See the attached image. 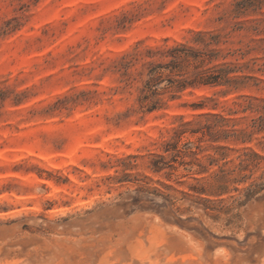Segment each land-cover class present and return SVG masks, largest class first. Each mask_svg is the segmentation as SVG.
I'll list each match as a JSON object with an SVG mask.
<instances>
[{
	"label": "rangeland",
	"instance_id": "374dc122",
	"mask_svg": "<svg viewBox=\"0 0 264 264\" xmlns=\"http://www.w3.org/2000/svg\"><path fill=\"white\" fill-rule=\"evenodd\" d=\"M0 264H264V0H0Z\"/></svg>",
	"mask_w": 264,
	"mask_h": 264
},
{
	"label": "trees",
	"instance_id": "16d2710c",
	"mask_svg": "<svg viewBox=\"0 0 264 264\" xmlns=\"http://www.w3.org/2000/svg\"><path fill=\"white\" fill-rule=\"evenodd\" d=\"M187 48L183 45H177L171 48H168L165 55L169 57L168 62L164 63H150L149 68L147 70V77L144 79L142 86L140 87V94L138 96V101L141 107H145V110L152 111L160 108L162 105L166 103L168 99L176 98L175 94L172 93L169 95L167 99H164L162 91L158 90V84L162 79V71L161 68L168 67L169 65H174L182 60L188 59V54L186 53ZM191 56H196V53ZM125 68H127V64H125ZM197 83L203 84H213V79L209 77H204L201 73H196L193 79H178L176 89L177 91H182L187 87V85H194ZM171 84L164 86V89H168ZM184 129H175L173 140H177L180 134L183 133ZM194 131V130H193Z\"/></svg>",
	"mask_w": 264,
	"mask_h": 264
}]
</instances>
